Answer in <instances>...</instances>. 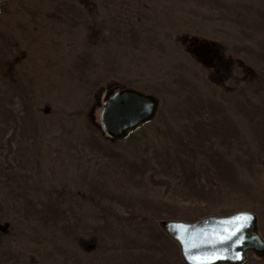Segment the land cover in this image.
<instances>
[{
    "label": "rangeland",
    "instance_id": "rangeland-1",
    "mask_svg": "<svg viewBox=\"0 0 264 264\" xmlns=\"http://www.w3.org/2000/svg\"><path fill=\"white\" fill-rule=\"evenodd\" d=\"M113 86L159 100L132 138ZM239 210L264 237V0L4 3L0 264H186L160 220Z\"/></svg>",
    "mask_w": 264,
    "mask_h": 264
},
{
    "label": "water",
    "instance_id": "water-1",
    "mask_svg": "<svg viewBox=\"0 0 264 264\" xmlns=\"http://www.w3.org/2000/svg\"><path fill=\"white\" fill-rule=\"evenodd\" d=\"M0 0V10L3 3ZM159 108L156 96L113 86L103 95L100 126L107 137L120 140L151 121ZM256 214L239 210L231 215H208L195 222L160 220V227L175 241L186 264H244L248 254L264 258V237ZM233 230L237 235L220 243Z\"/></svg>",
    "mask_w": 264,
    "mask_h": 264
},
{
    "label": "trees",
    "instance_id": "trees-1",
    "mask_svg": "<svg viewBox=\"0 0 264 264\" xmlns=\"http://www.w3.org/2000/svg\"><path fill=\"white\" fill-rule=\"evenodd\" d=\"M192 41H194V47H189V49L190 50H192L193 51V49H194V51H195V53H196V55H197V57L198 56H203V55H206V52H205V49H206V43H201V42H197L196 40H192ZM191 44V43H190ZM192 48V49H191ZM201 58V57H200ZM202 59H206V60H212V58L210 59V58H208V57H202ZM140 129V128H139ZM138 129V130H139ZM136 132L137 131H135V133L134 132H132V133H130L129 135H128V137L127 138H132L133 136H135V134H136ZM111 141H114V140H111Z\"/></svg>",
    "mask_w": 264,
    "mask_h": 264
},
{
    "label": "snow or ice",
    "instance_id": "snow-or-ice-1",
    "mask_svg": "<svg viewBox=\"0 0 264 264\" xmlns=\"http://www.w3.org/2000/svg\"><path fill=\"white\" fill-rule=\"evenodd\" d=\"M237 235L236 231L233 230V232L231 233V235L226 236L224 240H221L220 243H225L228 239H231L232 236ZM203 264H211V262H203Z\"/></svg>",
    "mask_w": 264,
    "mask_h": 264
},
{
    "label": "flooded vegetation",
    "instance_id": "flooded-vegetation-1",
    "mask_svg": "<svg viewBox=\"0 0 264 264\" xmlns=\"http://www.w3.org/2000/svg\"><path fill=\"white\" fill-rule=\"evenodd\" d=\"M205 57H208V56H205ZM208 58H210V59H211V57H208Z\"/></svg>",
    "mask_w": 264,
    "mask_h": 264
}]
</instances>
